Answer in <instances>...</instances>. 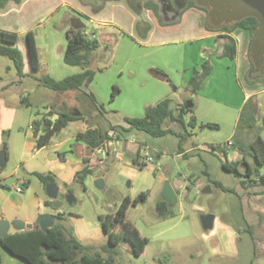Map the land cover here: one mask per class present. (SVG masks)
I'll list each match as a JSON object with an SVG mask.
<instances>
[{"label":"rangeland","instance_id":"1","mask_svg":"<svg viewBox=\"0 0 264 264\" xmlns=\"http://www.w3.org/2000/svg\"><path fill=\"white\" fill-rule=\"evenodd\" d=\"M156 1L161 3L160 13L166 20L179 17L180 10L187 3L186 0ZM204 12L206 21L209 12ZM57 15L41 14L46 31L45 40L39 39L38 42L41 67L24 76L21 83L2 89L8 81L16 78L17 70L10 58L0 55V152L6 150L8 158L7 165L0 167V182L12 187L24 177L35 189L43 191L45 184L37 173L53 176L57 185H62L63 190L73 194L77 200L72 205L65 202V213L59 223L83 244L94 246L105 257L114 256L120 264H264V195H259L261 201H252L247 208L241 186L248 178L243 174L244 167L238 165L240 174H237L221 165L223 161L232 162L240 159V155L242 157L241 150L232 149L229 141L245 145L254 135L264 137L259 117H256L252 128L247 126L251 107L246 106L243 99L249 83L243 73L239 74L237 62L218 57L212 50L216 47L215 37L199 40L181 37L147 47L136 39L137 36L135 38L125 30L113 28L109 40L99 41L98 58L94 63L99 77L92 83L99 99L105 103L104 123L124 125L125 116L144 115L147 101H153L152 105L160 99L158 97H169L175 107H181L186 100L194 102V109L185 113L187 120L195 116L198 122L210 121L218 123V126L189 127L192 135L182 143L187 156L179 153L180 138L176 134L153 137L143 131L129 132L128 137L138 143L148 140L149 147H142L140 153L143 155L148 150L154 159L148 161L139 174L130 176L123 168L128 159L126 155L114 161L112 168L105 173L103 188L96 184V172L88 176L84 185L76 176L83 165L82 160L66 154L54 157L50 150L36 152L32 146V119L39 114H45L60 104L74 107L84 115L93 114L97 109L90 106L94 105L87 94L92 91V84L80 90L55 91L38 79L48 74L62 79L81 70V67L64 61L66 31L72 25V19L64 16L65 11H61L62 19ZM81 20L87 26L86 20ZM26 42L25 34L19 46L28 61ZM206 59H210L214 70L204 80L202 88L193 94L186 89L183 76L185 72L191 74L194 67L200 68ZM152 65L163 67L178 87L174 89L168 80L162 78H149L147 72ZM263 73L264 66H255L251 72L254 75ZM111 81L116 85H110ZM114 87L120 89V94L112 102ZM170 88L173 92L167 94ZM242 107L237 132L229 140ZM92 125V119L88 121L85 118L69 123L57 132L51 144ZM174 127L178 128L177 125ZM247 147L252 151L250 143ZM158 153L161 155L159 158ZM254 166L258 169L254 170L255 177L257 173H264V164ZM205 169L210 172L211 180ZM187 176L195 179V184ZM214 180L229 190L217 187ZM178 181L184 185L179 187ZM168 182L172 186L177 185L176 204L169 203L163 196ZM142 191L149 192L147 198L133 205V200ZM124 198H130L126 219L149 239L139 256L134 254L129 241L110 245L109 236L101 224L100 216L116 212ZM167 210L172 214L165 217L163 212ZM209 213L215 216V226L206 230L201 216ZM257 218L261 220L259 225ZM252 221L257 224L250 226Z\"/></svg>","mask_w":264,"mask_h":264},{"label":"trees","instance_id":"2","mask_svg":"<svg viewBox=\"0 0 264 264\" xmlns=\"http://www.w3.org/2000/svg\"><path fill=\"white\" fill-rule=\"evenodd\" d=\"M9 1H15L21 3L23 0H0V9L5 7ZM107 1L111 0H90L89 4L92 5L94 11L103 9ZM129 5L138 13L144 8L151 9L160 22L164 23V17L160 13L161 3L156 0H126ZM190 7H198L204 11L209 12V17L205 21V26L209 30H225L232 32L238 28H243L248 31L251 36L249 57H250V70L252 71L256 64L252 58V39L255 30L258 28L260 22L254 16H247L241 20L233 22H223L215 25L211 20V8L203 6L198 3L197 0H188L186 6L180 11L181 14ZM177 18L179 21L180 19ZM176 20V21H177ZM227 38V42L224 45L223 52L220 56L235 59L237 54V46L235 39L228 34H223ZM67 47L64 53V61L73 66H80L83 70L81 72L66 76L62 79H56L50 75H45L38 78L39 81L53 89L55 91H68V90H80L83 88H89L90 84L95 78V70L90 68L92 54L98 49L99 42L97 38H90L86 33V25L80 17H75L72 20V25L66 31ZM19 36L16 32L0 29V55L10 58L17 70V75L23 78L24 76L33 74L34 71L39 70L40 64L38 59L37 48L32 31L27 33L28 50L31 61V73L25 72V61L23 51L18 46ZM264 66V65H263ZM213 70V64L210 59H206L200 68L194 67L190 78L187 81L186 89L191 93H196L202 88L204 80L211 74ZM162 76L167 79L174 88L175 84L163 71L160 72ZM248 75L249 82L261 81L263 77L257 78V80H251ZM118 89L114 87L111 95L113 101L117 95ZM87 94L90 97L92 104L102 114L105 113V105L97 100L94 93L88 91ZM254 99L251 97L247 100L246 106L251 107V112L254 109ZM192 108H186L185 103L181 107H175L173 100L166 97L155 104H150L145 107L144 115L141 117H129L125 116L124 125L111 124L108 128L102 127H89L85 131L78 134L79 138L85 140L93 148L100 147L106 154L110 155L111 148L108 144V140L114 139L126 140L129 132L134 130L143 131L153 137H162L167 134H176L180 138L179 153H183L187 156V153L182 147V143L188 136L192 135L189 131V127L199 126L205 127H217L218 123L205 121L198 122L195 116H192L190 120L185 118V113L192 111ZM56 118H53L54 115ZM254 114V113H253ZM84 117V113L79 116L73 115L67 111H56L55 107L44 114L41 120L33 121L34 134L37 138V148H42L47 145L51 138L65 128L70 121L80 119ZM256 120V116H253V122ZM253 124V123H252ZM177 125L178 128L174 127ZM264 128V118H263ZM254 158L259 164H264V139L260 134H257L255 139L250 143ZM128 156L132 159L133 163L137 164L140 168H145L147 162L139 161L140 149L135 153L128 152ZM244 163L237 160L234 162L223 161L222 167L228 171H233L240 174L238 165ZM245 164L251 169L249 163ZM93 169L89 166H85L83 169L77 172V178L83 183L84 177L92 173ZM205 173L209 180L211 176L208 170L205 169ZM39 178L45 185L54 181V177L51 175H45L37 173ZM189 179L192 184H195V179ZM217 187L229 190L221 182L214 180ZM191 189V186H188ZM148 191H142L134 200L133 205H136L141 199H146ZM130 202V198H124L121 205L116 212L108 213L106 216H100L101 224L104 231L109 236V243L112 246H116L120 241H129L132 245L133 252L139 256L145 250L146 244L149 239L143 236L133 223L126 219L127 205ZM172 212L167 210L163 212V216L167 217ZM57 222L47 229L41 228L36 224L33 228L24 230H13L5 236H0V244L9 253L20 257L24 263L19 264H120L114 256L105 257L102 253L94 248V246L83 244L71 231L66 229L59 220L62 219V215L56 216ZM2 261V255L0 252V263Z\"/></svg>","mask_w":264,"mask_h":264},{"label":"crops","instance_id":"3","mask_svg":"<svg viewBox=\"0 0 264 264\" xmlns=\"http://www.w3.org/2000/svg\"><path fill=\"white\" fill-rule=\"evenodd\" d=\"M89 1L90 0H23L21 3H16L15 1H9V3L5 7L0 9V29L16 32L19 36L18 46L21 42V37L25 34L27 35L29 31H32L37 48L40 67H41V57H40L41 55L38 47V42L45 40V33H46L45 29L42 26L43 18H40L41 14L43 13H48V14L50 13L56 16L59 12L57 16L60 19H62L60 17L61 11L62 12L65 11L64 16H66V18L71 17L72 20L75 17L84 18L87 24L86 32L90 34H94L95 38L98 39V42L102 39L109 40L110 36H112L113 34L112 31L113 28H117L119 30H125L126 32L130 33V35L135 36V38L137 36L136 39H138L139 42L142 43V45L147 47L155 45L156 43L166 44L172 40H176L177 38H181V37L186 40L187 39L199 40V38L209 39L215 37L216 47L212 48V50L216 52L219 58H224L223 56L220 55L223 52L225 43L227 42V38H225L222 35L228 34L231 35L236 41L237 54L235 59L233 60L237 62V70L239 74L241 75V73H243L246 80H248L247 77L252 72L250 70L251 65H250V57H249L251 36L248 33V31L243 28H238L232 32H227L225 30H209L205 26V17H204L205 12L204 10L199 9L198 7L187 8L181 14V16L179 14L180 16L179 21L177 20V18L179 17H176L172 20L164 19V23H163L159 21V19L151 9L144 8L140 11V13H138L128 4L126 0L107 1L103 9L99 11H94L92 5L89 4ZM185 6L186 4L184 5V7ZM63 7L64 9L66 8V10L62 9ZM54 26L56 27V22H54ZM26 45L28 49L27 42ZM20 49L22 50L21 47ZM27 52H28V61H27V55L25 54L24 51L23 54L25 61V72L29 74L31 73V61L29 56V50H27ZM97 55L98 54L95 51L91 57L90 68L93 70L97 69V67L94 65L95 60H97L98 58ZM82 70L83 69L81 68V70L78 72H81ZM213 70H214V66H213ZM145 71L147 72L146 67H145ZM161 71L165 72L170 79L172 78L171 74L168 73L163 67H160V65H152L150 67V72H147V76L149 78L158 77L167 80L165 79L164 76H162V74L160 73ZM98 73L96 72L95 78L92 81V83L94 81H97L99 77ZM190 75H191L190 72H185L183 76L184 82H186V84L188 79L190 78ZM251 75H252L250 77L251 80H257V78L263 77L264 73L263 75H254V74ZM19 82L20 83L22 82V78L17 75L16 78L8 81V83H6L7 85L5 87H2V89L7 88L9 85H14L15 83H19ZM248 83H249L248 85L249 89L245 92L243 101L244 103H246L247 100L252 97L254 99V109L252 110V112H249L250 115H248L249 117L247 121V126L252 128L254 124L253 122L254 115L257 118L259 117L263 126L264 79L255 82L253 81L249 82L248 80ZM113 84L116 85L115 81H111L110 85ZM175 86L176 88L178 87L176 84ZM91 88H92L91 92L94 93L97 100L105 104L104 101L99 99L96 89L93 87V84L91 85ZM109 88L110 87L107 85V89ZM117 89L118 91L115 98H117L118 95L120 94V89L119 88ZM171 91L173 92V88H170L167 94H171ZM158 98L160 99L157 100L160 101L166 97H158ZM152 102L153 101H147V103H145L146 104L145 106L150 105ZM185 102H187V100ZM90 106L93 107L94 110L96 109L95 106L92 105ZM193 107H195V104ZM55 109L58 112L67 111L76 116H79L81 114V113L78 114L76 108L69 107V105L67 106L65 104H60L56 106ZM242 114H243V107L240 109L238 118L235 121L236 123L234 129H232V132L228 136L229 140L233 138V136L236 134L237 124H239L242 118ZM43 116L44 114H39L36 118H33L32 120L33 121L41 120ZM54 116L56 117L57 115L55 114ZM84 118L88 119V121L92 119L93 125L91 127L108 128L111 125L104 123L103 114L100 113L97 109L94 111L93 114L87 115L86 113V115H84L83 118L70 121L69 123L83 120ZM103 123L106 124V126L103 125ZM86 129L78 131L75 135L69 136L66 139L62 140L61 142H58L56 144H51V140L57 134L56 133L51 138L50 142L47 145H45L42 148H37L36 145L37 138L34 134V129L32 128V136L34 137L32 146L34 147V151L36 152L50 150L53 151L51 155H53L54 157H58L63 154H66V155H74L76 159L82 160L83 165L80 167V170L83 169L85 166H89L93 169L92 173H89L84 177L83 180L84 185H85V181L88 179V176L91 177V175L94 174L95 172L97 173V176L102 175V177H104L105 173L109 170V168H112L113 162L122 159L126 155L128 156V152L135 153L139 149L141 152L142 147L145 148L149 147V143L147 142L148 140L143 141L144 143L143 142L138 143L134 139L129 138L127 135V139L123 140L125 141V143H123L122 140L116 139L117 147L119 148V152L121 155L120 157L117 158L113 155L111 151H110V155L106 154L102 148L100 147L93 148L85 140L79 138L78 134L80 132L85 131ZM255 137L256 135H254L252 140L251 141L249 140L248 143H246L245 145H242L244 144L242 142L238 144L237 141L233 140V146H231L232 149L237 148L238 150H241L242 157L240 155L239 156L240 159L232 160V162L237 160L243 161L244 163H242V166L244 167L245 170L243 174L248 177L247 180H244L241 184L243 197L246 199L247 208L250 207V202L252 201L256 202L258 200L261 201L259 195H264V173H257L255 177L254 170H258V169L254 165H256L258 162L254 158L252 151H248V147H247V144L251 143L255 139ZM160 156L161 155L158 153L157 157L159 158ZM245 162L250 164L251 169L248 168ZM123 168L125 169V173L130 176H135L136 174H139L140 171L144 170V168H140L137 164L133 163L132 159L129 156L127 161L123 164ZM186 178L188 179L189 176H187ZM178 182H179V187L184 185L183 182L181 181ZM54 185L58 187L60 193L62 192L67 193L66 191L63 190L62 185H57L55 179L53 182L44 185L43 191H39L35 189L31 185L30 181L24 177L19 178L18 182L12 187L0 182V205L3 211L6 212L5 218L8 220L22 219L26 223L32 224L34 227L36 224L40 226L41 219L44 215H49V214L55 216H57L58 214L63 215L65 213L64 211L65 208L63 207L65 202L62 206L56 207L55 204L57 199L52 197L48 192V188ZM173 187L177 189V185H174ZM256 196L259 197L256 199L255 198ZM243 197L241 199H243ZM76 201L74 203H76ZM56 222H57V218L55 220V223ZM257 222L259 225L261 220L259 221V219L257 218ZM254 224L257 223H255V221H252L250 226H254ZM214 226H215V220H214L213 228ZM13 230L15 229L12 228L10 231ZM0 252L2 255V261L0 264H19L22 262L24 263V261L20 257L9 253L5 248H3L1 244H0Z\"/></svg>","mask_w":264,"mask_h":264},{"label":"water","instance_id":"4","mask_svg":"<svg viewBox=\"0 0 264 264\" xmlns=\"http://www.w3.org/2000/svg\"><path fill=\"white\" fill-rule=\"evenodd\" d=\"M199 4L211 8V20L215 25L223 22H233L241 20L247 16L256 17L260 24L254 32L252 39V58L256 66L264 65V0H197ZM194 102L189 100L185 102V107L192 108ZM80 114V113H78ZM123 143L125 141L122 140ZM125 149V148H124ZM113 157V156H112ZM7 152L2 150L0 152V167L7 165ZM96 184L103 188L104 180L102 175H98ZM49 194L56 198V207H60L67 202L72 205L76 201L75 196L69 193H60L57 186L48 188ZM163 196L171 204L177 202L176 189L168 182L164 188ZM55 215H44L41 219L40 226L47 229L55 224ZM215 216L211 213L203 214L201 221L204 229H212L214 225ZM33 225L26 223L22 219L8 220L5 218V212L0 205V236L3 237L13 228L15 230H24L32 228Z\"/></svg>","mask_w":264,"mask_h":264},{"label":"built area","instance_id":"5","mask_svg":"<svg viewBox=\"0 0 264 264\" xmlns=\"http://www.w3.org/2000/svg\"><path fill=\"white\" fill-rule=\"evenodd\" d=\"M87 34H88V36L90 38H95L94 34H90V33H87ZM108 144H109V146L111 148V152L113 153V155L115 157H117V158L120 157L121 155H120V152H119V148L117 147L116 138L114 137V139L108 140ZM228 145L230 147L233 146V142L229 141ZM152 159H154V157L148 150H146L143 155L140 153L139 161L148 162V161H151ZM18 189H20V188H18Z\"/></svg>","mask_w":264,"mask_h":264},{"label":"flooded vegetation","instance_id":"6","mask_svg":"<svg viewBox=\"0 0 264 264\" xmlns=\"http://www.w3.org/2000/svg\"><path fill=\"white\" fill-rule=\"evenodd\" d=\"M186 2H187V0H186ZM188 101V100H187ZM169 202V201H168ZM170 203V202H169Z\"/></svg>","mask_w":264,"mask_h":264}]
</instances>
